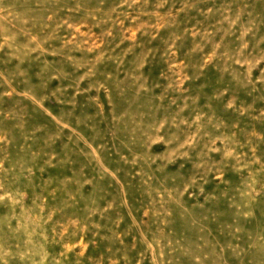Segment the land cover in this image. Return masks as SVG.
Listing matches in <instances>:
<instances>
[{
  "label": "rangeland",
  "instance_id": "374dc122",
  "mask_svg": "<svg viewBox=\"0 0 264 264\" xmlns=\"http://www.w3.org/2000/svg\"><path fill=\"white\" fill-rule=\"evenodd\" d=\"M0 264H264V0H0Z\"/></svg>",
  "mask_w": 264,
  "mask_h": 264
}]
</instances>
